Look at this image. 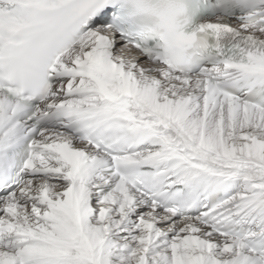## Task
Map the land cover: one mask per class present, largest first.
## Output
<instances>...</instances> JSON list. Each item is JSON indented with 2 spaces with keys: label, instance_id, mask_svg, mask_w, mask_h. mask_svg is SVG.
I'll list each match as a JSON object with an SVG mask.
<instances>
[{
  "label": "snow or ice",
  "instance_id": "1",
  "mask_svg": "<svg viewBox=\"0 0 264 264\" xmlns=\"http://www.w3.org/2000/svg\"><path fill=\"white\" fill-rule=\"evenodd\" d=\"M0 264H264V0H0Z\"/></svg>",
  "mask_w": 264,
  "mask_h": 264
}]
</instances>
